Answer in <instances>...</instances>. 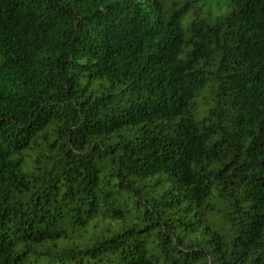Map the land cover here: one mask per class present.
<instances>
[{
    "label": "trees",
    "instance_id": "trees-1",
    "mask_svg": "<svg viewBox=\"0 0 264 264\" xmlns=\"http://www.w3.org/2000/svg\"><path fill=\"white\" fill-rule=\"evenodd\" d=\"M0 264H264V0H0Z\"/></svg>",
    "mask_w": 264,
    "mask_h": 264
},
{
    "label": "rangeland",
    "instance_id": "rangeland-1",
    "mask_svg": "<svg viewBox=\"0 0 264 264\" xmlns=\"http://www.w3.org/2000/svg\"><path fill=\"white\" fill-rule=\"evenodd\" d=\"M224 12H226V8H224V10H223Z\"/></svg>",
    "mask_w": 264,
    "mask_h": 264
}]
</instances>
